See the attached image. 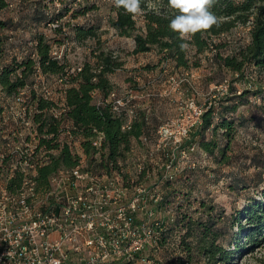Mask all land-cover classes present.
<instances>
[{
    "label": "rangeland",
    "instance_id": "1",
    "mask_svg": "<svg viewBox=\"0 0 264 264\" xmlns=\"http://www.w3.org/2000/svg\"><path fill=\"white\" fill-rule=\"evenodd\" d=\"M6 1L8 8L0 12V21L6 24L4 28H0V44L5 50L2 64L6 65L13 58L22 59L31 54L30 38L33 34L45 36L50 41L51 51L63 57L69 69L86 62L95 63L94 57L100 53L111 54L116 57V61L122 63L120 70L107 76L116 95L123 98L125 93L130 92L136 105H148L152 100L159 108L158 124L174 119L181 109H187L190 104L201 107L210 103L219 111V104L230 92V87L237 90L236 95L243 90L251 91L245 98L248 103L228 116L233 119L235 133L224 160L219 152L225 144L222 132L213 135L208 130L204 133L205 141L214 140L217 145L214 155H210L198 146L199 136L192 138L194 130L198 128L195 127L179 148L169 145L167 140L159 149L139 144V159L134 161L135 166L129 173L125 172L124 178L144 186H159L158 192L163 201L157 207L154 206V209L156 216L164 220L171 231L168 230L166 242L159 246L157 252L144 250L143 255L151 257L154 264H183V260L186 261L183 248L179 249V241L183 239L186 230L173 224L183 221L184 226L188 220L195 225L208 223V207L212 209L210 219L214 225L210 228L217 233L216 244L231 254L228 264H264V229L256 236L255 244L248 243V233L254 225L249 224L243 215L250 207L259 206L264 216V77L246 67L245 78L234 82L236 76L212 65L211 53L201 55L199 68L174 69L168 64L164 68L158 66L151 71L144 70L147 65H155L157 57L154 53L131 55L133 41L117 36L109 26L108 19L114 17L111 12L112 0ZM93 7L95 10H91ZM67 9L69 12L66 13ZM53 20L60 25L62 35L49 27ZM73 26L97 28L99 41L87 40L79 44L74 42ZM214 41L227 42L220 53L231 54L248 43V26H238L230 34ZM42 86L51 91V101L57 107L62 106V86L56 81V77L33 75L23 90L28 97L30 117L34 108L29 101V90L40 95ZM255 91L260 93L255 96ZM149 95L153 97L149 98ZM4 107L0 95V121L6 117L2 130L12 126V116L7 115L8 110ZM13 108L18 107L14 105ZM213 121L219 120L215 121L213 118ZM19 130L29 140L36 138L32 129L22 130L20 127ZM153 136L154 141L156 135ZM192 146L194 150L188 151ZM72 150L77 153L80 147L76 145ZM151 150L154 152L150 158ZM171 160L172 178L168 180L163 176L165 165ZM136 165L139 168L136 169ZM128 194L130 195L129 192ZM236 218L239 220H235ZM195 225L193 230L197 231ZM197 237L195 232L184 243L188 242L191 249H194ZM192 263L205 264L198 256L193 257Z\"/></svg>",
    "mask_w": 264,
    "mask_h": 264
},
{
    "label": "trees",
    "instance_id": "2",
    "mask_svg": "<svg viewBox=\"0 0 264 264\" xmlns=\"http://www.w3.org/2000/svg\"><path fill=\"white\" fill-rule=\"evenodd\" d=\"M8 6L6 0H0V12L6 10ZM140 7L143 10L142 14L134 18L123 8H116L112 0L111 12L114 17H110L108 23L117 36L133 41L131 55L148 53L156 55L157 63L152 66L147 65L144 70L151 71L158 66L164 68L168 64H171L174 69L199 68L201 55L211 53L212 65L236 76L233 79L234 82L245 78L246 67L252 68L264 77V0H218L212 11L220 18L219 27L214 26L209 31L195 34L190 41H187L189 47L183 51L180 49L181 40L178 34L168 26L174 15L173 10L168 7V0H141ZM65 12H69V9ZM78 15H84V13H78ZM5 26L6 24L0 21V28ZM238 26L244 28L248 26V43L235 49L231 54L221 55L220 49L228 43L225 41L215 43L214 39L219 40L221 36L230 34ZM96 29L92 26L86 28L73 26L72 38L78 44L87 40L99 41ZM53 31L63 34L60 25ZM30 39L32 53L20 60L13 58L6 65L2 64L5 50L0 44V89L5 96L17 95L28 86V80L36 75L37 71L40 75L55 76L56 80H61L63 94L61 107H57L53 101L44 99L33 90H29V101L34 108L31 121L36 131V151L47 156L45 164L37 168L36 182L39 186L46 185L48 178L58 170L79 166L81 156L60 140L66 125L69 135L72 140L78 142L81 154L85 157L83 166L85 169L107 170L109 164L115 166L117 160L123 159L124 154L129 151L132 140L140 142V138L145 136L152 140L158 127L163 124H158L155 116H150L144 110L138 109L136 102L132 100L127 102L126 108L119 114L112 110L111 103H106L109 95L115 92L107 76L122 67V63L116 61V57L100 53L94 57L95 63L86 62L69 69L63 57L59 60L53 57L52 46L45 36L33 34ZM133 91L137 92V89ZM250 92L243 90L236 95L237 90L230 87V92L219 104L220 110L217 109L218 122L213 121L215 108L210 107L203 113L201 124L197 126L192 136V138L200 137L197 143L200 149L214 155L217 145L214 140L205 141L204 133L208 130L213 135L222 132L221 136L225 139V144L219 152L224 160L225 152L229 150L232 135L235 133L233 119L228 116H232L241 105L248 103L245 98ZM94 93L99 95L100 105L96 104ZM258 93L260 91H255L253 95L256 96ZM151 97L153 95H149V98ZM123 99L128 100L126 94ZM128 109H132L133 118L127 126L128 129L122 130L129 121ZM55 112L58 113L57 116ZM98 136H101L102 140L96 148L93 142ZM162 201L161 197L160 202ZM160 202L151 203L147 207L154 215L149 225L152 226L156 222L161 225L159 228L154 227L153 232L157 240L152 243L153 250L159 249V246L166 242L168 230L171 231L170 228L163 229L165 221L156 216L154 206L157 207L161 204ZM207 210L209 211L208 223L195 225L188 220L184 226L183 221L173 224L175 227L181 226L186 230L183 239L179 241V244L181 243L179 249L183 248L184 258L186 256L183 264H193L192 259L195 256L202 258L205 264H228L229 262L231 254L216 244L217 233L210 228L214 225L210 219L212 209L208 207ZM261 213L259 206H255L250 207L243 214L249 224L254 225L248 233V243L255 244L256 236L264 229V216ZM134 220L138 225L143 224L146 221L144 213H136ZM194 225L197 231L193 230ZM195 232L198 234L197 246L191 249L190 244L184 243V240L194 236ZM113 264H135V261H120Z\"/></svg>",
    "mask_w": 264,
    "mask_h": 264
},
{
    "label": "built area",
    "instance_id": "3",
    "mask_svg": "<svg viewBox=\"0 0 264 264\" xmlns=\"http://www.w3.org/2000/svg\"><path fill=\"white\" fill-rule=\"evenodd\" d=\"M58 26L57 21L49 25L52 30ZM52 55L61 59L54 51ZM37 74L40 75L38 71ZM56 81L61 85V80ZM39 91L44 99L51 100L50 90L42 86ZM125 94L127 101L115 92L106 100L117 114L133 100L130 92ZM0 95L7 115L12 116V126L6 130H2L6 117L0 121V264H112L120 261L154 264L143 252L147 248L153 250L152 243L157 240L154 227L161 226L157 222L149 225L154 215L147 209L151 203L161 200L158 184L145 187L124 179L130 171L124 169L123 159L104 170L83 168L85 159L81 157L79 166L60 169L48 178L46 185L39 186L37 168L45 164L47 156L36 151V138L29 140L19 130L20 127L32 129L36 135L29 115L28 97L23 90L14 96H5L0 89ZM93 97L100 105L96 93ZM14 105L18 108H13ZM211 106L216 110L213 118L217 121L214 105L190 104L174 119L158 127L154 141L145 136L140 142L159 149L167 140L169 145L181 147ZM127 113L129 121L122 130L128 129L133 118L132 109ZM67 128L66 125L60 140L72 150L79 144L72 140ZM101 140L98 136L93 142L96 148ZM189 150L193 151L194 147ZM153 152H149L150 158ZM164 172L163 177L171 179L172 160L165 165ZM138 212L144 213L146 219L141 225L134 220ZM163 229H167V223ZM157 251L154 249L152 253Z\"/></svg>",
    "mask_w": 264,
    "mask_h": 264
},
{
    "label": "clouds",
    "instance_id": "4",
    "mask_svg": "<svg viewBox=\"0 0 264 264\" xmlns=\"http://www.w3.org/2000/svg\"><path fill=\"white\" fill-rule=\"evenodd\" d=\"M218 0H168V7L173 10L169 28L178 34L180 49L186 50L197 33H204L214 26L219 27L220 18L212 11ZM116 8H123L134 18L141 15V0H113Z\"/></svg>",
    "mask_w": 264,
    "mask_h": 264
},
{
    "label": "crops",
    "instance_id": "5",
    "mask_svg": "<svg viewBox=\"0 0 264 264\" xmlns=\"http://www.w3.org/2000/svg\"><path fill=\"white\" fill-rule=\"evenodd\" d=\"M17 60H20L17 59ZM6 64H8L6 62ZM96 97H98L99 99V95L97 94ZM62 97H61V101H62ZM136 107L139 109H141L142 111L144 110L146 113L150 114V116H155L156 117V120H160L159 119V115H160V112L158 111L159 108H157V106L149 101L148 105L145 103L143 105H136ZM139 144H141L139 141L137 140H132L131 143H130V148H129V151L127 153L124 154V157H123V166L124 168L129 171L133 166H135V163L134 161L135 160H138L140 156V149H139ZM80 152V153H79ZM79 152H77L81 157H82V160L85 159V157L82 156L81 154V151L79 150Z\"/></svg>",
    "mask_w": 264,
    "mask_h": 264
}]
</instances>
